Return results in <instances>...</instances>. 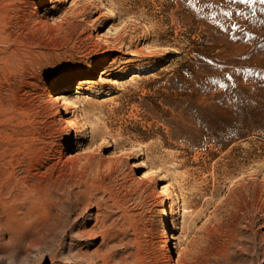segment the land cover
Wrapping results in <instances>:
<instances>
[{
	"label": "rangeland",
	"instance_id": "obj_1",
	"mask_svg": "<svg viewBox=\"0 0 264 264\" xmlns=\"http://www.w3.org/2000/svg\"><path fill=\"white\" fill-rule=\"evenodd\" d=\"M39 1L0 0V140L12 142L18 190L36 196L21 233L0 226V264H102L108 251L114 264H141L163 247L162 176L192 264H264V87L250 110L202 98L211 82L200 66L224 52L211 24L181 0H51L67 18L48 25ZM253 6L264 12L260 0ZM263 22L258 14L256 29ZM5 31L14 41L2 43ZM97 34L112 41L105 66L122 69L123 90L100 75L81 93L74 84L72 117L87 134L78 153L47 88L60 72L95 68ZM159 42L164 55L127 70L134 50Z\"/></svg>",
	"mask_w": 264,
	"mask_h": 264
},
{
	"label": "bare ground",
	"instance_id": "obj_2",
	"mask_svg": "<svg viewBox=\"0 0 264 264\" xmlns=\"http://www.w3.org/2000/svg\"><path fill=\"white\" fill-rule=\"evenodd\" d=\"M62 1L69 2V0ZM181 2L183 7H190L209 26L211 24L214 41L224 49L223 55L214 66L210 67L203 64L200 66L202 73H210L208 77L211 82L206 89L207 92L202 94V98L210 100L219 111L233 112L237 108L250 110L257 91L264 87V22L260 29H256L255 26L256 16L259 14L264 19V12H257L254 9V3L247 6L240 3V0H181ZM50 3H52L51 0H40L36 8V16L42 23L50 25L67 18V12H64L62 16H56L58 8L55 4L49 8ZM71 4L74 3L71 2ZM96 39L101 57L95 68L87 74L60 72L51 80L47 88L50 92L47 95L49 102L56 107V115H59L58 120L68 131L67 142L75 143L78 153L85 150L82 140L87 137V134L79 133L77 121L72 117V110L77 102L69 96V93L75 87L74 84L77 83L78 92L81 93L91 88L90 84L96 83V76L100 75L99 81L107 84L105 87L116 85L118 90H123L121 83L115 79V77L121 76L122 69L119 66L115 68L105 66L106 61L112 57L105 46H109L112 41L101 34H97ZM12 41H14V35L5 31L2 35V43ZM159 43L162 46H149L147 50L143 48L134 50L135 55L132 60H128L130 61V68L128 66L127 70L134 71L132 68L138 66L143 60L150 62L152 60L149 58L155 60L164 55L167 52L161 49L164 43ZM122 46L123 42L118 48ZM170 48L175 50L176 54L181 53L180 48ZM126 52L129 53L130 51L127 50ZM91 64L92 62H89L88 65ZM48 108V106L43 107V111L47 112ZM210 112L213 117H217L214 111ZM75 136L76 138H74ZM11 145L12 142L4 141L3 143L0 140V226H10L18 234L25 227L31 212V207H28L29 202H33L36 196L29 191L21 192L18 190L20 182L18 183L13 169L7 166L10 157L15 153ZM81 146L82 148H80ZM136 165L139 164L135 163L133 166ZM151 177L152 172L150 170L144 172L141 179L147 181ZM29 178L30 176L26 178V181ZM157 186L156 199L161 205L160 213L163 221L161 228L163 247L152 258L142 259L141 264H192L193 256L187 247L181 248L178 245L177 218H172L171 215V185L166 183L164 176H162L157 180ZM19 213L23 216H19ZM15 220L17 224L13 223ZM186 220V214H184L183 225ZM170 223L172 230L169 229ZM107 237L112 238L109 234ZM174 240L177 241L174 242ZM175 252L178 255L176 260L173 255ZM223 255V251L218 253L216 257L218 261ZM100 259L102 264H114L116 261L113 253L109 251L101 254ZM120 261H125V258ZM226 262L225 264H233L228 257H226Z\"/></svg>",
	"mask_w": 264,
	"mask_h": 264
},
{
	"label": "snow or ice",
	"instance_id": "obj_3",
	"mask_svg": "<svg viewBox=\"0 0 264 264\" xmlns=\"http://www.w3.org/2000/svg\"><path fill=\"white\" fill-rule=\"evenodd\" d=\"M256 0H240V3H243V4H251V3H255ZM260 3L261 4H264V0H260ZM228 15H230V13H228Z\"/></svg>",
	"mask_w": 264,
	"mask_h": 264
}]
</instances>
